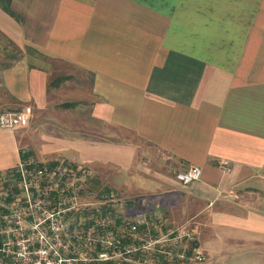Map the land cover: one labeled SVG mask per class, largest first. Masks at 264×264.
<instances>
[{"label": "crops", "instance_id": "obj_1", "mask_svg": "<svg viewBox=\"0 0 264 264\" xmlns=\"http://www.w3.org/2000/svg\"><path fill=\"white\" fill-rule=\"evenodd\" d=\"M11 8L0 4V31L51 61L0 65V114L28 115L15 129L0 123V171L26 146L89 165L134 200L129 215L196 231L206 258L186 264H264V0ZM52 62L74 74L54 81L62 69ZM79 77L90 87L76 89ZM88 100L89 113L73 107ZM192 163L202 176L184 184L176 173Z\"/></svg>", "mask_w": 264, "mask_h": 264}, {"label": "built area", "instance_id": "obj_2", "mask_svg": "<svg viewBox=\"0 0 264 264\" xmlns=\"http://www.w3.org/2000/svg\"><path fill=\"white\" fill-rule=\"evenodd\" d=\"M27 122L25 110L0 114L4 127ZM220 166L231 169L226 162ZM202 173L192 163L176 176L188 184ZM122 198L89 165L41 159L29 146L20 148L17 164L0 171V264H186L206 258L190 226L122 215Z\"/></svg>", "mask_w": 264, "mask_h": 264}, {"label": "rangeland", "instance_id": "obj_3", "mask_svg": "<svg viewBox=\"0 0 264 264\" xmlns=\"http://www.w3.org/2000/svg\"><path fill=\"white\" fill-rule=\"evenodd\" d=\"M19 55L28 56L34 62L43 63L45 66H48L49 61H51V60H49L50 58H48L45 54L37 51L36 49H34L33 47H31L29 45H24L23 47L19 46L11 38H9L8 36H6L4 33H2L0 31V65H3L4 63L10 61V57L19 56ZM52 64H54L55 67L58 66L54 62H52ZM59 65L60 66H58V67L61 68L62 71H57V72L61 73V75L55 76L53 78L54 81H56L58 79L59 80L63 79V77L65 76V73L72 72L74 70L73 68H70V67L62 68L64 66L62 63ZM67 74H68V76H72L74 74V72H72V75H71V73H67ZM87 79L90 80L88 76H87ZM87 79L84 82V79L81 81V78L80 79L76 78L75 80H72L70 82H72V84H75L74 87L76 89H78V87L82 88L85 86H86L85 88L87 89L90 87L89 81ZM62 97H63V94H62ZM90 103H91L90 100H88V101H75L76 105L73 107L74 108L80 107L81 109H84L89 113ZM76 113H77V111L73 110V114H76ZM105 184H107V183H105ZM108 187L110 188L111 186L108 185ZM126 199L122 198L123 202L121 204V207H119V212L122 215H127V213L129 212L128 211L129 206H131V204H133V201H134L132 199L131 200H126Z\"/></svg>", "mask_w": 264, "mask_h": 264}, {"label": "trees", "instance_id": "obj_4", "mask_svg": "<svg viewBox=\"0 0 264 264\" xmlns=\"http://www.w3.org/2000/svg\"><path fill=\"white\" fill-rule=\"evenodd\" d=\"M12 1L13 0H0V4L3 7V9H5L6 11H8L9 13H12Z\"/></svg>", "mask_w": 264, "mask_h": 264}]
</instances>
